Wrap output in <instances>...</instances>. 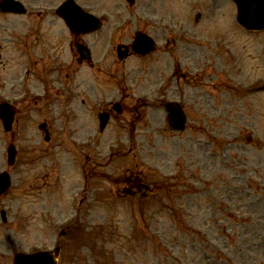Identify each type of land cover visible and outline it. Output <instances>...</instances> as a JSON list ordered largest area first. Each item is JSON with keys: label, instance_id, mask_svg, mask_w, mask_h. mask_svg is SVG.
<instances>
[{"label": "rangeland", "instance_id": "1", "mask_svg": "<svg viewBox=\"0 0 264 264\" xmlns=\"http://www.w3.org/2000/svg\"><path fill=\"white\" fill-rule=\"evenodd\" d=\"M50 1L52 0H45ZM57 1L62 0L53 2ZM78 1L110 4L114 9L126 6L123 0ZM141 3V0H136L137 9ZM232 5L230 2V6ZM235 10L233 7V11ZM22 16H4L2 25L5 23L6 27L11 29L18 25L19 21L22 25V21H28L32 17L30 14ZM124 16H127V11ZM46 19L53 21H48L45 28L47 32L39 35L40 40L50 42L56 40L61 33L63 34L61 36H67L70 40L71 32L60 18ZM259 36H262L264 41V32ZM15 37L17 36L13 38ZM95 40V37L87 36L86 44L92 45ZM16 43L19 51H13L14 53L5 51L3 59L7 63L17 59L22 70L24 65L22 66L20 58L25 55L20 51L26 48V43L35 46L37 39L32 36L18 40L17 37ZM92 46L96 58L111 54V52L105 54V51L102 52L103 49L102 53L99 50L96 52L95 45ZM114 60L115 57L112 56L106 62L112 63ZM127 64L129 67L141 66L139 60L135 58H130ZM17 87L23 88L25 85L18 83ZM258 102L256 115L264 128V102L262 100ZM228 124L230 127L233 125L238 127L235 121H229ZM238 125L250 126L246 120ZM27 131L32 135L35 129L31 127ZM247 131L243 134V141L251 137L252 130ZM2 133L3 129L0 126V172L7 169V165L3 164L6 140ZM31 140L32 138L27 137L23 146L19 141L20 150L24 151L20 155L17 167L12 169L13 184L17 186L13 185L6 199H0V209L5 202L13 208V212H8L10 222L7 225L0 219V247L3 249V255L4 253L6 255L3 259L0 258V264H11L9 255L13 254L12 251L51 249L62 223L70 219L82 205L78 202L79 198L72 199L68 192L73 187L71 184L79 178L76 166L68 170L69 177L66 178L68 185L64 190L56 188L51 194H47L42 193V189L39 192L31 186L32 182L39 180L47 171L45 162L38 159L42 158V154H37L40 152L34 148L37 143L45 145V142ZM227 142L234 143L229 140ZM237 147L238 144H232L229 156L225 160L218 156L212 160V163L216 160V163L220 164L219 174L222 175L223 182H227L221 193L218 191L221 190L222 182L219 183L220 186L217 184L204 194H201L199 191L202 189H199L194 199L188 198L185 201L189 203L168 204L167 207L162 205L164 207L161 211H158L161 205L150 203L146 220H140L138 202L112 203L110 199L105 200L104 197L93 210L88 211L93 218L91 232L81 228L80 231L69 232L65 241L61 239L63 246L69 241L67 247L65 246L63 264H110L107 256L106 259L98 256V247L106 254L119 252L121 254L119 264H264V151H257L256 144L251 145L248 147L250 151L244 154V162L240 163L243 152L237 150ZM222 198L226 201L223 206ZM84 206L88 208L87 205ZM52 209L53 215L43 216L42 213ZM14 213L18 214L15 219L12 215ZM133 213H137L136 217ZM106 232L108 234H105ZM8 233L15 234V238L10 236L8 240ZM114 244L116 252L113 251Z\"/></svg>", "mask_w": 264, "mask_h": 264}, {"label": "flooded vegetation", "instance_id": "2", "mask_svg": "<svg viewBox=\"0 0 264 264\" xmlns=\"http://www.w3.org/2000/svg\"><path fill=\"white\" fill-rule=\"evenodd\" d=\"M199 17L201 15L199 14ZM204 29L206 30L205 36H188V35H180L181 30H179V36H177V40L184 41L179 43L177 55L179 59L184 55H191L190 60L186 62L177 61L173 67V77L175 82V90L172 91L175 98L178 99L181 103V106L184 109V113H186L187 121L185 122L187 129H190L196 132L198 123L197 117L194 114L197 108V105L202 106V110L199 111V119H204L206 115V111H210L213 105L214 98L217 99V96L214 95V92L223 91V89H231L235 90L237 94L241 91L244 92L245 88L249 91H258L264 88H261L260 81L255 79L247 80L248 83L245 84L243 74H238L237 77H230V74L223 71L221 66L218 63L213 62L209 53L217 52L218 56L222 58V54L219 52L228 51V47L232 48L235 53L245 54L246 56H255L258 54V47L254 45L253 42H248L246 45L244 41V37L231 36L230 38L226 36H218V35H210L211 29L209 25L204 24ZM139 29H136L138 31ZM146 25L143 26L141 31L146 33H151L148 31ZM152 34V33H151ZM220 58V59H221ZM223 61V59H221ZM240 71L243 70V64L240 60L237 65ZM52 70H50L51 72ZM106 89V88H105ZM105 89L101 87L100 83H96L82 89L79 93V97H81V103L84 106H90L91 104H95L96 109L90 111L91 113L98 112L99 108L102 107L101 111H105L109 113L111 116V120H118L120 122H124V112L127 114H133L136 116L137 120L144 121L146 123L157 121L160 126L163 127L164 120L166 121V114L164 108L165 99L162 100L161 96L165 98L169 96L167 93V89L164 87L160 88L157 91V104L160 112L153 113L150 112L149 105L143 103L132 102V95L129 94L128 90L122 88L119 92V95L108 91L106 93ZM65 92V89H60L59 92ZM239 98V96H237ZM237 98V99H238ZM112 100V103L108 106L107 101ZM119 101L120 108L123 114H117L114 106H112L113 102ZM52 108V107H51ZM50 108V109H51ZM51 123L48 121V125H50L51 132L53 133L55 125L58 121L57 115L51 109ZM158 137H162V131L156 134ZM176 135V134H175ZM178 136V135H176ZM98 136L95 132L91 131V128L86 129L85 137L86 139H90V141L96 139ZM186 137L193 138L192 134H187ZM170 140L176 139V141H171V143H175L179 141V138H176L174 135H171ZM95 142H93L94 144ZM139 178L137 177H128L127 183L131 187H135L139 182Z\"/></svg>", "mask_w": 264, "mask_h": 264}, {"label": "water", "instance_id": "3", "mask_svg": "<svg viewBox=\"0 0 264 264\" xmlns=\"http://www.w3.org/2000/svg\"><path fill=\"white\" fill-rule=\"evenodd\" d=\"M261 4V0H258ZM253 10L247 11L246 5L244 8H241L242 15L244 17L245 26L254 27V28H264V12L262 6H258V3L253 4ZM262 5V4H261ZM258 10L256 12V9ZM244 10V11H243ZM17 264H57L55 261L54 255L47 253H39L29 256H19L17 259Z\"/></svg>", "mask_w": 264, "mask_h": 264}]
</instances>
